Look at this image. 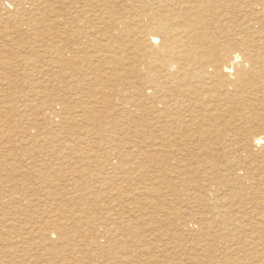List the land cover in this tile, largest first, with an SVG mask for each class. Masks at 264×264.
I'll return each mask as SVG.
<instances>
[{
  "label": "bare ground",
  "instance_id": "6f19581e",
  "mask_svg": "<svg viewBox=\"0 0 264 264\" xmlns=\"http://www.w3.org/2000/svg\"><path fill=\"white\" fill-rule=\"evenodd\" d=\"M86 1L88 0H72L67 5L62 0H0V43L4 41H1V34L4 39L9 36V38L13 37L12 40L19 39L20 42L22 40L20 38L24 39L28 34L23 28L34 30V37L41 40V43L45 41L44 45L48 50L46 53L49 55L53 53L54 58L52 59L61 64L57 67L49 66L50 68H47L57 76L54 80L58 77L65 79L67 76L76 75L88 77L95 73L98 74L97 79H106L103 84L113 83L122 75L127 79H136V83L132 87L142 95V101H139L140 107H148L153 111L155 144L150 153L139 151V146L136 145V151H131V154L139 152L132 158L130 155L131 159L128 162L121 161V164L117 161L120 164L117 163L121 174H123L119 178V184L131 186L138 191L145 189V192L140 193L147 196L149 191L157 193L158 200H165L163 185L167 181L166 177L170 176H164L166 172L163 164L173 154V151L170 152L168 149L182 145L181 150L184 152L182 153L184 159H180L182 165L178 168L174 163L177 171L174 175L171 172V175H177V182L168 181L171 182L170 192L177 197L176 200L185 205L183 207L187 209V215L182 216L183 213L179 211L170 214L169 218L171 215L179 217L170 224L171 226L176 225L171 228L176 235L172 234L171 236H185L186 238L193 235L198 237L208 235L220 239L226 234L233 235L238 245L247 247L245 251L247 255H250V258L244 261L241 260L242 258H235L232 252H228L230 250L228 249L224 253L225 259L222 262L215 257L211 261H208L207 258L203 259L198 264H264V254L256 250V247L264 245V0H131V2L130 0H128L129 2L126 0H104L103 7L96 5L100 2L98 0H90L91 5H88ZM61 2L62 4L59 6L58 4ZM86 6L91 9L90 12H85ZM13 17L16 21L13 20ZM13 28L15 29L12 30ZM67 34L74 37L72 44L66 42L64 35ZM52 49L53 51H51ZM123 52H128V57L123 56ZM33 57L35 58V56ZM23 61L25 62V60ZM125 61L128 63L125 64ZM34 64L36 65L33 63V66ZM29 68L33 69L32 66ZM76 81L78 83V80ZM119 81H115L116 85ZM97 82L94 84L96 85ZM130 82L131 87L133 82L132 80ZM96 86L105 89L102 84ZM74 91L76 90L74 89ZM62 99L64 102V98ZM87 99L85 98V100ZM91 101L75 102L80 104L71 102V104L80 105L87 110L91 109L92 105H96L93 98ZM110 102L109 105L112 104ZM57 105L59 104L53 106ZM100 112L103 113V111ZM75 113L77 114V112ZM105 116L103 117L105 118ZM48 118L50 121L53 120L51 116ZM114 118L116 119V116ZM121 124L124 125V122ZM100 125L102 127L103 122ZM121 127L124 126L121 125ZM106 129L113 131L110 127ZM96 132L99 133V131ZM125 132L126 135L131 134L128 129H125ZM143 136L145 135L143 134ZM143 136H141V140ZM146 137H148L147 134ZM144 143L143 145H146ZM88 147L86 148L89 149ZM128 149L130 148L128 147ZM143 154H149L158 166L154 173L157 187L155 186L153 191L152 188L142 187L140 183V179L146 176L144 174L147 169L141 164ZM218 160H221L223 164L215 165L213 163ZM207 161L209 162L207 163ZM108 166L111 169L109 172L113 175L111 178H117L116 167L112 163H108ZM62 171L64 172V168ZM8 173L11 172L7 170L5 174ZM60 173L61 176L63 173ZM87 174L89 173L87 172ZM90 178L92 179V175ZM0 184L3 185V183ZM147 196L146 198L151 195ZM112 197L116 198L113 195ZM175 199L173 200L175 201ZM0 200L3 198L1 197ZM14 200L13 194L11 193V196L9 194L7 203L11 204ZM84 200H87V197L84 196ZM61 204L63 205V203ZM82 204L77 206H94L86 201ZM164 204L166 205V202ZM172 204L170 207L174 205ZM193 208L200 210L192 211ZM57 209L60 211L59 208ZM85 211L87 213H84L85 215L81 218L94 212L90 209ZM168 212L170 213L169 209ZM50 215H47L50 219L44 215L41 223L42 226L44 223L52 224L51 227L54 229L45 231L40 226L37 236L44 237L46 241L56 238V242L59 245L64 244L67 249L74 246L72 243L76 241L74 239L76 237L67 236L66 226L63 223H55L57 220L52 219L54 217ZM178 219L180 223L177 222ZM130 225L131 223H127V227H130L128 229L131 230ZM99 229L97 228V230ZM115 230L117 229L115 228ZM118 230L120 229L118 228ZM108 231L112 233L111 230L108 229ZM108 235L112 236L113 234L108 233ZM239 235H246L247 238L238 237ZM148 239L150 238L148 237ZM91 243L96 246H89L100 250V254L110 259L112 264L114 261L119 263L121 255H119L120 251L115 249L116 245L111 242H107L110 243L108 245L100 244L101 242L98 241H91ZM230 243L227 244H233ZM219 244L221 245V242ZM196 245L202 249L203 245L198 243ZM168 246V250L173 249L181 252L189 249L187 245L180 247L179 244L175 246L169 244ZM137 251L141 255L146 253L145 249H137ZM81 252L84 251L79 248L75 254ZM124 252L133 257V252ZM160 252V256L167 254L164 258L165 264H181V262L175 263V260L171 259V254L176 252L167 250H160ZM59 255L61 256L62 253L55 256L59 257ZM212 257L214 258V256ZM122 259L126 264H133L130 262L131 259L126 256ZM77 261V258H74L72 264Z\"/></svg>",
  "mask_w": 264,
  "mask_h": 264
},
{
  "label": "rangeland",
  "instance_id": "374dc122",
  "mask_svg": "<svg viewBox=\"0 0 264 264\" xmlns=\"http://www.w3.org/2000/svg\"><path fill=\"white\" fill-rule=\"evenodd\" d=\"M63 1L68 5L72 0H62V2ZM98 1L100 2L96 5L103 7L104 0ZM62 2L58 5L61 6L60 4H62ZM86 2L88 5L92 4L90 0ZM126 2L129 1L126 0ZM128 4L131 5V3ZM86 11L90 12L91 9L86 6L85 12ZM14 17L13 20H15ZM14 29L15 28L12 30ZM23 30L28 34L24 37V39L20 38L22 39L20 42L19 39H15V42V40H12L13 37L9 38V36L4 39V36L1 34V41H4L0 43V183H3V185L0 184V198H3V200H0V264H72L74 258H77L78 260L77 262H74V264H112L110 259H107L100 254V250L89 246H96L92 244L91 241L101 242L100 244L106 243V245L110 244L107 242H111L116 245L115 249L120 251L119 255H121L119 263L117 262L118 264H126L122 259L124 256L130 258V262L133 264H165L164 258L167 254L160 256V250L176 252L171 254V259H174L175 263L181 262V264H198L203 259L207 258L208 261H211L214 260L215 257L222 262L223 259H225L224 253L226 250L228 251V249H230L228 252H232L235 258H242L241 260L244 261L250 258V255H247L245 251L247 247L238 245L233 235L226 234V236L224 235L220 239L216 238V236L212 237L208 235H204V237L193 235L186 238L185 236H171L172 234L176 235L171 229L176 225L171 226L170 224L173 220L179 217H172L171 215L169 218L170 214L172 212L175 213L179 211L180 213H183L182 216L187 215V209L183 207L185 205L176 200L177 197L172 195L170 192L169 187H171V182L168 181L177 180V175H173L176 173L175 171H177L176 167L179 168V166L182 165L180 163V159H184L182 155L184 152L181 150L183 148H181L182 145H179L174 149L172 148L173 150L171 148L168 149L170 152L173 151V154L172 156H169L168 160L163 164V168L166 172V175L164 176H170L169 178L166 177L167 181H165V184L163 185V188L165 187L163 189V193L166 195L167 200H158L157 193L149 191L148 194L151 196L148 195V197L146 194L140 193L143 191L145 192V189H140L138 191L134 190L131 186H123V184H119V178L121 175L123 176V174H121V170L119 169L117 163L119 162L122 164L123 161L124 163L128 162L140 150L150 153L153 151L152 149L155 144L153 139L155 134L153 111L148 107H140L139 101H142V95H140V93L132 87L133 84L136 83V79H127L124 75H122L116 79L120 80L117 85L115 83L116 80L110 84H103L106 79H97L96 76L98 74L94 71L95 74L89 75L88 77L85 75H76L67 76L65 79L58 77L54 80L57 76L50 72L49 69L47 70V68H50L51 66L57 67L61 64L56 63L52 59L54 58L53 53L50 55L46 53L48 50L45 47L46 45H44L45 41L41 43V40L35 38L34 30H27L26 28H23ZM65 37L66 42L68 44H72L74 37L69 34L64 35V38ZM43 50L45 51L41 52ZM51 51H53V49ZM30 53L34 55H31ZM33 56H35V58ZM123 56L128 57V52H123ZM23 60H25V62ZM125 62V64L128 63V61ZM33 63H36L37 66L34 64V67ZM52 63L53 65H51ZM5 65L9 66L7 67ZM31 66L33 69L29 68ZM45 66L47 67L45 68ZM44 68L45 72L43 70ZM76 80H78V83ZM130 80L133 82L131 87ZM61 81H64V83H61ZM96 82L98 85L102 84V87H105V89H102L100 86H96L97 84H94ZM74 89L76 91H74ZM102 92L103 94H101ZM104 92L108 93L105 94ZM23 96L27 98H24ZM83 96L88 99L85 100ZM62 98H64V102ZM92 98L96 105H92L91 109L86 110L80 105L75 106V104H80L75 102H92ZM71 102H74L75 104L72 103V105ZM109 102L111 105H109ZM53 103L59 105L55 107L53 106L55 105ZM60 104H62L61 107ZM100 111H103L104 114ZM75 112H77V114ZM50 116L53 118L51 121L48 118ZM103 116H105V118ZM114 116H116V119ZM102 122L104 125L101 127L100 123L102 124ZM123 122L124 125L121 124ZM121 125L124 127H121ZM108 127H110L113 131H108V129H106ZM125 129L130 130L131 134L126 135ZM96 131H99V133ZM95 132L98 135H95ZM144 132L148 137H146ZM143 134L145 136H143ZM141 136H143L142 140ZM146 140L150 142H147ZM144 142L146 145H143ZM29 143L31 144L29 145ZM90 143L92 144L90 145ZM136 145L139 146V151L131 154L136 149ZM128 147L130 149H128ZM66 149L67 151L69 150V152H67ZM82 149H84L83 152ZM124 151H126L125 154H123ZM87 153L89 154L87 155ZM130 155L131 158L129 157ZM90 157L91 159H89ZM151 158L152 157H150L149 154H143L141 157V164L147 169L144 174L146 176L140 179V183L142 184V187L147 189L152 188L151 190L153 191L154 187H157L154 173H156L158 166ZM208 162L209 161H207V163ZM108 163H112L117 168V170L115 168V173L118 179L116 177L111 178L113 175L109 172L111 169L109 168ZM174 163H176V165ZM177 163L180 164L178 165ZM213 163L215 165L223 164L221 160ZM63 168L64 172L62 171ZM7 170L11 173L6 175L5 173H7ZM59 172L63 174L60 173V176ZM85 172L86 174H84ZM87 172L89 174H87ZM171 172L173 175H171ZM29 174L31 175L29 176ZM90 175H92V179L90 178ZM109 183L112 184L110 185ZM144 185L147 186L145 187ZM11 193L13 194L15 200L11 204H8V195L10 194L11 196ZM112 195L116 196V198L112 197ZM145 195L148 198H146ZM84 196L87 197V200H84ZM172 198H176L175 201ZM73 199H75V202ZM29 201H31V204H29ZM85 201L86 203H90L94 206H77L85 203ZM165 202L166 205H163ZM61 203H63V205ZM58 204L61 206L58 207ZM171 204L173 206L170 207ZM57 208H59L60 211H58ZM86 209H90V211L94 210V212L87 215L88 217L86 216L85 218H81L85 215L84 213H87V211H85ZM168 209L170 213L168 212ZM199 210H195V208H193L192 211ZM163 211H166L167 213L164 212V214ZM131 213L132 215H130ZM48 214H51L54 217L52 219L57 220L55 223H63L66 226L67 236L76 237L74 238L76 241L72 243L74 246L67 249L64 244L59 245L58 242H56V238L46 241L44 237L37 236V233L40 231V226L44 228L45 231H48V229L52 231V229H54V227H51L52 224L44 223L42 226V217L46 215L48 218ZM146 215L148 216L146 217ZM123 221L125 222L123 223ZM177 222L180 223V220L178 219ZM127 223H131V230L128 229L130 227H127ZM97 228L100 229L97 230ZM115 228L117 230L119 228L120 230L117 232ZM108 229L111 230L112 233H110ZM108 233L113 235H108ZM29 234L31 235L29 236ZM144 237L145 239H143ZM148 237L150 239H148ZM238 237L247 238L246 235H239ZM223 238H225V240H223ZM220 242L221 245L219 244ZM196 243L203 245L205 248L202 246L201 249V247L197 246ZM227 243H233L234 245H228ZM169 244L174 246L179 244L180 247L187 245L189 246V249L188 251L185 250V252L173 249L168 250L167 247H169ZM263 246L264 245L256 247V250L258 252L261 251L260 253L264 254ZM79 248L84 252L75 254V251ZM137 249H145L146 253L141 255L138 253ZM124 251L133 252V257L125 254ZM60 253H62L61 256H55ZM86 254L88 255L86 256ZM212 256H214V258ZM113 263L117 264L116 261Z\"/></svg>",
  "mask_w": 264,
  "mask_h": 264
}]
</instances>
